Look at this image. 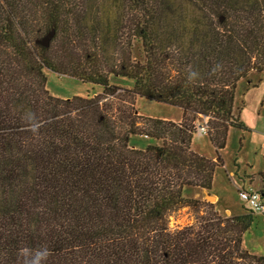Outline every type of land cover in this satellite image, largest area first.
<instances>
[{
    "label": "trees",
    "instance_id": "obj_1",
    "mask_svg": "<svg viewBox=\"0 0 264 264\" xmlns=\"http://www.w3.org/2000/svg\"><path fill=\"white\" fill-rule=\"evenodd\" d=\"M44 70L101 91L52 96ZM251 71L264 0H0V264H264L242 246L253 211L182 194L211 189L221 165L192 149L196 122L216 151L246 130L232 107ZM137 97L181 119L143 115ZM184 207L193 220L170 228Z\"/></svg>",
    "mask_w": 264,
    "mask_h": 264
},
{
    "label": "rangeland",
    "instance_id": "obj_2",
    "mask_svg": "<svg viewBox=\"0 0 264 264\" xmlns=\"http://www.w3.org/2000/svg\"><path fill=\"white\" fill-rule=\"evenodd\" d=\"M46 77V89L49 94L59 98H71L73 96H85L101 91V88L89 83L67 76L60 75L51 70H44ZM109 82L119 87L132 88L134 81L131 78L112 75ZM137 111L148 117L164 118L178 121L181 119L180 107L151 101L137 97L135 99ZM234 116H239L244 122V129L231 128L227 133L225 145L216 151L209 141L206 132L199 130L201 122H196V131L191 138V147L201 155L220 160L221 165L214 170L211 196L217 199L209 200L204 191L194 187H184V197H194L207 200L213 207L225 217L247 213L250 210L240 195V190L250 191L262 186L261 176L264 174V71H251L247 77L238 80L234 91V103L232 107ZM131 147L135 144L143 149L152 144L146 136H129ZM200 193V194H199ZM194 213L184 207L174 211L169 217V227L174 229L183 226L193 220ZM242 246L249 253L257 257L264 255V213L253 211V219L250 227L242 235Z\"/></svg>",
    "mask_w": 264,
    "mask_h": 264
},
{
    "label": "built area",
    "instance_id": "obj_3",
    "mask_svg": "<svg viewBox=\"0 0 264 264\" xmlns=\"http://www.w3.org/2000/svg\"><path fill=\"white\" fill-rule=\"evenodd\" d=\"M208 117H204V120L199 126V130L202 132L207 131ZM263 185L259 188H254L250 191L240 190V195L242 199L246 202V206L250 208V211H257L264 213V175L262 177Z\"/></svg>",
    "mask_w": 264,
    "mask_h": 264
},
{
    "label": "clouds",
    "instance_id": "obj_4",
    "mask_svg": "<svg viewBox=\"0 0 264 264\" xmlns=\"http://www.w3.org/2000/svg\"><path fill=\"white\" fill-rule=\"evenodd\" d=\"M25 120L28 122L29 125V129L31 131H33L34 133L37 131V123L35 120V116L33 113H26L25 114ZM43 256L46 257L47 256V250L45 249L43 252ZM25 264H36L35 261H26Z\"/></svg>",
    "mask_w": 264,
    "mask_h": 264
},
{
    "label": "water",
    "instance_id": "obj_5",
    "mask_svg": "<svg viewBox=\"0 0 264 264\" xmlns=\"http://www.w3.org/2000/svg\"><path fill=\"white\" fill-rule=\"evenodd\" d=\"M220 20L222 21L223 18L221 17ZM204 195L207 199H209L210 201L213 200L215 198V196H211L210 193H208V191H204Z\"/></svg>",
    "mask_w": 264,
    "mask_h": 264
},
{
    "label": "crops",
    "instance_id": "obj_6",
    "mask_svg": "<svg viewBox=\"0 0 264 264\" xmlns=\"http://www.w3.org/2000/svg\"><path fill=\"white\" fill-rule=\"evenodd\" d=\"M135 147L136 148H141V146L140 145H137V144H135ZM204 190H206V189H204ZM204 190H202V191H204ZM208 191V190H207ZM209 191H210V189H209ZM200 194V193H199ZM215 199H217V197L215 196Z\"/></svg>",
    "mask_w": 264,
    "mask_h": 264
}]
</instances>
